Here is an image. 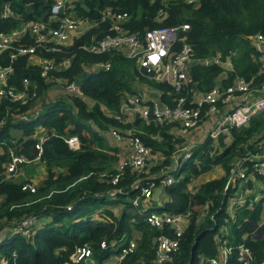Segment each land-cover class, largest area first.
<instances>
[{
  "label": "trees",
  "instance_id": "16d2710c",
  "mask_svg": "<svg viewBox=\"0 0 264 264\" xmlns=\"http://www.w3.org/2000/svg\"><path fill=\"white\" fill-rule=\"evenodd\" d=\"M52 2L0 0V32L8 33L24 21L50 23ZM27 7H31L30 13ZM5 8H9L11 16H2ZM68 14L78 21L71 42L54 45L57 50H50L52 44H42L36 50L41 59L59 66L58 70L48 69L42 76V66L29 64L27 56L11 58L15 49L36 44L30 31L13 41L12 48L0 52V65L12 68L7 87L25 92L28 97L26 101L6 97L0 101V233L10 234L11 225L26 218L36 219L29 237L16 233L1 241L0 256L11 257L15 250L10 264H108L109 258L115 256L116 260L127 241L134 239L135 250L119 264H155L158 236L162 232L173 234L167 226H151L147 213L139 211L148 199L134 185L147 187L150 181L154 190H162L163 205L158 212L188 217L176 249L163 264H207L204 259L218 256L221 246L232 249L226 264H240L236 248L239 244L252 252L249 264H261L264 195L259 200H253L254 194L248 195L243 203L230 208L241 180L234 177L224 188L232 165L248 167V156L262 151L264 111L247 125L233 127L217 141L205 136L191 148L190 157L183 159L185 139L179 119L159 123L137 115L126 116L122 109L127 97L142 96L143 88L156 92L160 103L173 109L182 96H186L185 106H193V99L210 90L218 79L224 86L235 77L249 82L252 89L264 84V64L253 40L256 35L264 38V0H74ZM117 16L122 18L117 20ZM183 24L188 29L178 32L172 55L182 42L189 44L194 53L186 70L188 84L180 93L166 82L145 76L148 74L138 68L136 59L119 49L89 51L104 38L126 35L143 40L149 30ZM214 55L229 56L231 70L198 62ZM63 63L67 66L63 67ZM106 63L111 66L108 70H87ZM85 70L88 76L78 84L83 96L65 93V85L76 81ZM24 79L30 83L28 88L22 84ZM39 104L45 106L43 112L25 120ZM38 127L46 132L38 162L45 165L47 175L30 192L22 190L23 182L16 178H3L9 148L28 160L37 156ZM109 128L122 132L129 129L139 136L151 155L146 162L150 164L147 173L133 171L127 164L117 168L118 148L102 134ZM14 130L20 135L14 136ZM73 135L79 139L77 149L65 142ZM227 138L230 140L225 144ZM216 166L223 169L221 176L190 186L195 178ZM166 173L174 180L162 186L159 179ZM116 176L118 179L113 181ZM254 179L264 181V176ZM252 187L250 179L243 189ZM200 211L205 215L201 216ZM103 241L104 248L100 246ZM84 246L90 248V257L76 261L77 249Z\"/></svg>",
  "mask_w": 264,
  "mask_h": 264
},
{
  "label": "built area",
  "instance_id": "2783aa9c",
  "mask_svg": "<svg viewBox=\"0 0 264 264\" xmlns=\"http://www.w3.org/2000/svg\"><path fill=\"white\" fill-rule=\"evenodd\" d=\"M73 1L53 0L49 8L50 23L24 21L8 33L4 34L0 32V52L12 48L13 41L21 37L25 31H30L31 35L36 37V44L34 46H22L15 49L10 55L11 58L27 56L29 64L42 66V76L47 75L48 69L58 70L59 66L52 65V61L41 59L36 54V50L42 44H52L50 50H57L54 45H67L71 42V38L78 28L76 17L68 14V6ZM188 2H192V0H188ZM1 14L3 17H7L11 16L12 12L9 8H5ZM117 18L121 19L122 17L117 16ZM186 29H188L187 24L177 27L155 28L147 31L143 40H140L136 36L126 35L104 38L89 47V51L102 53L109 49H119L125 56L136 59L138 68L145 70L146 74H148H144L145 76L157 82H166L173 87L175 93H180L188 84L189 78L186 70L188 65L193 61L194 52L186 42H182V46L175 55H172L171 50L173 44L177 41L178 32ZM253 40L256 50L261 53V61L264 64V38L256 35ZM198 62L204 66H222L228 69V71L232 68L229 56L224 58L220 55H214L199 59ZM62 65L65 67L67 63H63ZM110 67V64L106 63L98 66L94 65L87 70L94 68L108 70ZM11 70L12 68L10 66L0 65V101L2 97L9 98L12 101H26L28 97L25 92H18L6 85L7 77L11 73ZM22 84L25 88H28L30 85L26 79L23 80ZM78 84L75 80L66 84L64 88L65 93L78 97L83 96ZM157 96V93L152 90H146V95L144 94V96H128L123 103V114L126 116L137 115L143 120L153 119L159 123L179 119L181 125L180 133L185 139L181 149L182 153H184L183 159L190 157L191 148L201 142L205 136L217 141L220 136L228 135L233 127L247 125L255 115L264 111V84H260L256 89H252L249 82L239 77L233 78L231 83L226 86L218 79V82L210 90L201 93L193 99V106H185L186 96H182L178 99L176 107L172 109L166 105H162ZM106 133L110 134L116 140V143L124 142L129 147V160L123 166L127 164L131 166L133 171L146 173V162L150 158V151L143 144L139 136L135 135L129 129L123 132L115 128L102 131V134ZM43 139L44 136L38 138V142L35 144L38 154L33 160L38 161L40 159V153L42 151L41 142ZM65 142L72 149L79 147V139L75 135L66 137ZM8 151L9 158L5 165L4 180L15 178L17 170L21 165L33 161L16 154L13 148H9ZM247 160H250V166L243 168L239 165L237 167L236 172L238 174L235 177H240L241 183L238 188L239 193L230 200V208L235 204L243 203L249 197V192L243 189L247 180H254L256 176H264V143L262 151L258 154L249 155ZM176 164L179 166L180 162L177 161ZM123 166L118 167V169H121ZM232 170L233 168L230 169V173ZM117 179L118 176L113 181ZM232 179L230 174L224 189H227ZM173 180V176L170 173H166L160 176L159 182L164 186L171 184ZM151 181L154 180L152 179ZM134 186L140 188L143 198L146 199L152 196L153 188H155L154 183L150 181L147 187H139L138 184ZM22 190L34 192L36 188L29 182H23ZM134 204L137 205L136 200H134ZM144 205L145 208H140L139 211L147 213L148 223L156 228L167 226L173 234L169 236L162 232L156 240L157 260L155 264H163L169 259V254L176 249L178 238L183 230V223L188 220V217L182 214L172 215L170 213L150 210L146 207V204ZM35 220L34 217L26 218L15 225H11L9 228L10 234H7L5 231L1 232L0 235L6 237L21 233L29 237L31 235V226L34 225ZM1 241L0 239V243ZM100 246L104 248L106 246L105 242H101ZM135 248L136 241L134 239L128 240L115 263L119 264L120 260L127 254L133 252ZM236 248L238 262L240 264H249L253 258L252 252L243 244H239ZM231 250L230 246H221L218 256L206 258L204 262L207 264H226L227 256L231 253ZM90 255V248L84 246L77 249L75 260H86ZM15 256V250L12 251L11 257L6 255L0 256V264L12 263ZM261 264H264V260Z\"/></svg>",
  "mask_w": 264,
  "mask_h": 264
},
{
  "label": "crops",
  "instance_id": "0c3cea01",
  "mask_svg": "<svg viewBox=\"0 0 264 264\" xmlns=\"http://www.w3.org/2000/svg\"><path fill=\"white\" fill-rule=\"evenodd\" d=\"M141 85L138 86V89H140ZM146 90L148 91L149 89H145L143 88V92L144 94L146 95ZM144 94L142 96H144ZM138 96V95H137ZM45 109V106L43 105H40L38 106L35 110L31 111L29 114L31 115V117H36L38 114H40L41 112H43V110ZM27 118H30L27 116ZM45 130L42 128V127H38L36 129V137L40 138V137H43L45 135ZM20 135V132L18 130H14V136H18ZM106 136V138L108 140H111V141H116L110 134L106 133L104 134ZM227 136V135H226ZM113 144H115V142H113ZM116 146V145H115ZM21 170H22V174H21V177L25 178V179H29L28 181L32 183V185H37L39 186L40 182L46 177L47 175V169L45 167V165L43 163H39L37 160H33L31 162H28V163H25L23 165L20 166ZM220 166H219V176H221L223 174V169H222V172H220ZM214 169V168H213ZM212 169V170H213ZM210 172V171H209ZM207 172V173H209ZM207 173H204L202 175H206ZM201 176V175H200ZM199 176V177H200ZM203 176V177H204ZM214 176V175H213ZM218 176V177H219ZM18 178V177H17ZM213 178H217V177H208L207 180H210V179H213ZM207 180H203L202 182L204 181H207ZM250 180V179H249ZM253 182V184L256 185L257 189L261 192H264V188L261 186V183L262 181L261 180H257V179H254V180H251ZM201 183V182H200ZM156 190V189H155ZM155 190H154V193H153V197L151 196L149 199H148V202L146 203V207L149 208V209H152L151 206H150V203L153 201V200H156V201H160L162 200L163 196L162 194L160 193L159 195H155ZM256 191V190H253V192ZM251 192V195L254 194L255 196V193ZM230 205V204H229ZM145 206V205H144ZM264 208V207H263ZM153 210V209H152ZM262 221H264V217H262ZM5 232V231H4ZM6 238L5 236H1L0 235V239L3 241V239Z\"/></svg>",
  "mask_w": 264,
  "mask_h": 264
},
{
  "label": "rangeland",
  "instance_id": "374dc122",
  "mask_svg": "<svg viewBox=\"0 0 264 264\" xmlns=\"http://www.w3.org/2000/svg\"><path fill=\"white\" fill-rule=\"evenodd\" d=\"M26 116H28V117H30L31 118V115L30 114H27ZM229 138H227L225 141H223L225 144H228L229 143ZM112 144H113V142H115V141H111V140H109ZM118 143V144H117ZM115 142V145L117 146V148H118V156H119V159H118V162H117V168L118 167H120V166H123L126 162H128V160H129V147L124 143V142ZM150 158H151V155H150ZM156 159L157 160H160L161 159V157H156ZM41 163V162H40ZM233 167V170L231 171V176H232V178H234L235 176H236V174H238L237 172H236V170H237V167H238V164H234V165H232ZM149 168H150V164L149 165H147V169H148V171H149ZM220 172H222V169L220 168ZM146 173H147V171H146ZM21 174H22V170H21V168H18V170H17V174H16V180H19V182H24V181H26V182H29L28 180L29 179H25V178H23V177H21ZM214 175V176H213ZM204 175H201L200 177H198V178H195L193 181H192V183H191V185L190 186H197L200 182H202L203 180H207L208 179V177H218L219 176V166H216V167H214V169L213 170H210V172L209 173H207L204 177H203ZM18 177V178H17ZM238 178H240V177H238ZM241 180V179H240ZM29 183H31V182H29ZM41 183V182H40ZM32 184V183H31ZM261 186L264 188V181L262 180V183H261ZM34 187L35 188H37L38 186L37 185H34ZM253 190H256V191H254L253 192ZM248 192H249V195H251V192H253V193H255V196H254V198H253V200H259V198H261V197H263L262 195H264V192H261V191H259L258 189H257V187H256V185L255 184H253V187L252 188H250V189H248L247 190ZM154 193V192H153ZM162 205H163V201L162 200H160V201H156V200H153L151 203H150V206H151V208L153 209V210H155V211H157V209H159V208H161L162 207ZM263 206H264V202H263ZM143 208H145V206L144 205H142L141 206V209H143ZM119 210H115V212H118ZM200 215L201 216H204L205 214H204V211H200ZM261 215H262V217H264V208H263V211H262V213H261ZM115 258V256H112L111 258H109L108 260H107V262L106 263H108V264H117V263H115L116 262V260L114 259ZM116 258H117V256H116Z\"/></svg>",
  "mask_w": 264,
  "mask_h": 264
},
{
  "label": "water",
  "instance_id": "95a60500",
  "mask_svg": "<svg viewBox=\"0 0 264 264\" xmlns=\"http://www.w3.org/2000/svg\"><path fill=\"white\" fill-rule=\"evenodd\" d=\"M82 7L87 11L88 10V8L84 5V4H82ZM26 11H27V13H30L31 11H32V9H31V7H27L26 8ZM88 76V72L87 71H84V72H82L78 77H77V82L78 83H81V82H83L84 80H85V78ZM162 192V190L160 189V188H157L156 190H155V195H159L160 193Z\"/></svg>",
  "mask_w": 264,
  "mask_h": 264
},
{
  "label": "clouds",
  "instance_id": "9594fccd",
  "mask_svg": "<svg viewBox=\"0 0 264 264\" xmlns=\"http://www.w3.org/2000/svg\"><path fill=\"white\" fill-rule=\"evenodd\" d=\"M38 115H39V114H38ZM38 115H37V116H38ZM37 116H36V117H37ZM33 118H34V117H33ZM26 120H28V118H27Z\"/></svg>",
  "mask_w": 264,
  "mask_h": 264
}]
</instances>
